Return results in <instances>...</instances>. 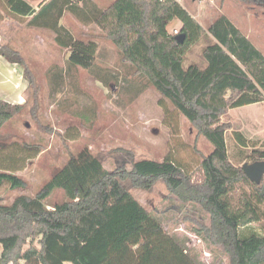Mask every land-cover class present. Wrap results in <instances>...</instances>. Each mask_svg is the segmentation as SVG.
I'll return each instance as SVG.
<instances>
[{
  "label": "trees",
  "instance_id": "obj_1",
  "mask_svg": "<svg viewBox=\"0 0 264 264\" xmlns=\"http://www.w3.org/2000/svg\"><path fill=\"white\" fill-rule=\"evenodd\" d=\"M4 1L12 16L28 18L27 26L51 29L56 42L71 50L72 68L96 69L100 46L76 38L59 19L70 11L80 21L96 24L134 74L177 103L196 136L206 137L213 150L202 153L196 176L170 158L140 159L131 169L108 170L89 148L83 149L35 196L0 203V264H196L125 185L149 190L158 181L182 202L198 203L209 213L210 224L202 229L223 247L230 264H264V233L241 231L264 221V178L255 183L231 160L227 132L232 124L225 120L233 108L264 102V55L249 38L224 15L206 30L177 0H115L106 8L94 0H43L37 7L28 0ZM242 1L264 6V0ZM173 20L181 22L177 34L168 28ZM180 34L186 36L182 43L176 39ZM201 40L207 43V66L184 68ZM0 55L22 68L27 88L37 95L35 75L21 52L6 44L0 45ZM28 104V99H0V131ZM234 135L247 148L243 133ZM252 155L254 162L264 160V148L253 149ZM4 183L13 189L25 185L15 172L0 170V185ZM242 186L249 190L236 199ZM58 190L67 200L50 207Z\"/></svg>",
  "mask_w": 264,
  "mask_h": 264
},
{
  "label": "rangeland",
  "instance_id": "obj_2",
  "mask_svg": "<svg viewBox=\"0 0 264 264\" xmlns=\"http://www.w3.org/2000/svg\"><path fill=\"white\" fill-rule=\"evenodd\" d=\"M114 1L96 0L105 6ZM177 1L206 30L220 16H226L264 55L263 5L242 0ZM38 2L33 1L34 5ZM27 20L12 16L5 1L0 0V45L9 44L21 52L38 88L37 95L34 89L27 88L24 97L29 104L0 131V170L15 172L25 183L15 189L8 183L0 185V203L11 204L23 194L35 196L72 155L85 148L98 156L108 170L121 165L131 169L140 159L170 158L185 170L200 175L202 153H210L212 143L204 136H196L191 121L177 103L148 85L144 77L134 74L131 65L122 60L117 47L104 38L96 24L87 30L81 22L74 24L72 17L68 19L76 38L96 40L100 46L96 69H83L70 67L66 52L62 55L48 48L50 56L42 57L40 46L44 41H53L54 32L34 30L27 26ZM179 24V20H173L168 28L179 29ZM206 45L201 40L192 47L184 68L191 63L206 65ZM34 104L37 107L32 111ZM225 120L232 124L227 132L231 160L240 166L254 162L253 149L264 148V102L233 108ZM235 131L243 133L247 148L237 140ZM125 185L196 264H230L223 247L207 239L202 226L210 224V215L198 203L182 202L163 181L149 190L135 188L130 182ZM246 190L249 189L245 186L238 187L236 199ZM66 200V193L58 190L48 203L51 207ZM263 225L264 221L243 227L242 235L264 233Z\"/></svg>",
  "mask_w": 264,
  "mask_h": 264
},
{
  "label": "crops",
  "instance_id": "obj_3",
  "mask_svg": "<svg viewBox=\"0 0 264 264\" xmlns=\"http://www.w3.org/2000/svg\"><path fill=\"white\" fill-rule=\"evenodd\" d=\"M33 6H38L41 1L37 3V5H34L33 1L34 0H28ZM49 1V0H47ZM96 2V0H94ZM99 7L101 8H106L107 6L105 5H100L98 2H96ZM109 6V5H108ZM70 12V11H69ZM73 18L75 20L74 24H78V22H81V26L84 27L85 29L89 30L90 27L93 25V23L86 24L82 21H80L72 12L68 13L67 11L64 12L62 17L59 19V24L60 25H65L67 28H69L71 31H73L71 27V21L69 22V18ZM70 25H69V24ZM181 26V24H179ZM22 27V25H20ZM179 26V28H180ZM29 27V26H28ZM74 27V26H73ZM98 27V26H97ZM34 30H51L45 27H30ZM99 28V27H98ZM79 29V28H78ZM178 29V28H175ZM88 32V31H87ZM1 36V35H0ZM1 41V40H0ZM44 45L40 46L42 48V57H46V55L49 57L50 54L48 53V48L51 49L52 51H57L59 54L61 53L62 55L65 54V57H69L71 50L63 47L59 43L56 42L55 40V33H54V40L50 42L44 41ZM64 49V53H62V50ZM24 54V52H22ZM27 82H25L23 76H22V68L15 64L9 62L5 57L0 55V99L9 101L11 103H23L25 102V93L27 90ZM1 253V252H0Z\"/></svg>",
  "mask_w": 264,
  "mask_h": 264
},
{
  "label": "water",
  "instance_id": "obj_4",
  "mask_svg": "<svg viewBox=\"0 0 264 264\" xmlns=\"http://www.w3.org/2000/svg\"><path fill=\"white\" fill-rule=\"evenodd\" d=\"M185 38V34H180L176 36V39L181 43L185 41ZM242 167L247 176L250 178V180L254 181L257 184L261 183L264 178V160H259L251 163L245 162Z\"/></svg>",
  "mask_w": 264,
  "mask_h": 264
},
{
  "label": "built area",
  "instance_id": "obj_5",
  "mask_svg": "<svg viewBox=\"0 0 264 264\" xmlns=\"http://www.w3.org/2000/svg\"><path fill=\"white\" fill-rule=\"evenodd\" d=\"M174 33L175 34L179 33V30L178 29H174Z\"/></svg>",
  "mask_w": 264,
  "mask_h": 264
}]
</instances>
